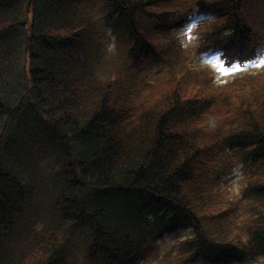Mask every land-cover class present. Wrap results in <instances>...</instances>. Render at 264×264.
<instances>
[{"label": "trees", "instance_id": "obj_1", "mask_svg": "<svg viewBox=\"0 0 264 264\" xmlns=\"http://www.w3.org/2000/svg\"><path fill=\"white\" fill-rule=\"evenodd\" d=\"M260 25L264 0H0V264H264V69L193 59L263 53Z\"/></svg>", "mask_w": 264, "mask_h": 264}, {"label": "rangeland", "instance_id": "obj_2", "mask_svg": "<svg viewBox=\"0 0 264 264\" xmlns=\"http://www.w3.org/2000/svg\"><path fill=\"white\" fill-rule=\"evenodd\" d=\"M199 19L201 20L202 18ZM199 19L195 17H189V22L185 26H183V28L179 32V35L181 36V38H183L185 44L189 47H192L193 44L196 43L195 29L200 22ZM263 27L264 26H262V28ZM220 55L221 54L218 52L205 53L202 56H197L196 54H194L193 59L198 65L210 67V69H212L217 75V79L220 83H225L227 81L233 80L235 77H237V75L246 73H258L260 70L262 71L264 69V52L260 53L256 57L249 58L248 60H237L236 62L231 64L225 62L223 57H221ZM243 176L244 175H242L239 166L237 165L236 167H234V169H231V172L227 175L226 180L223 184L224 187H229L231 192L239 196L243 188ZM189 232V229H180V231H178L177 233L169 235V237L166 239L167 245H170V243L180 238H186ZM251 262V259H246L237 264H249ZM194 264L206 263L194 262Z\"/></svg>", "mask_w": 264, "mask_h": 264}]
</instances>
